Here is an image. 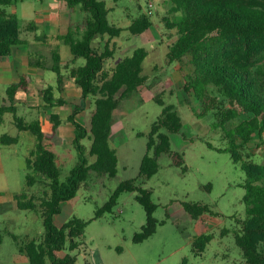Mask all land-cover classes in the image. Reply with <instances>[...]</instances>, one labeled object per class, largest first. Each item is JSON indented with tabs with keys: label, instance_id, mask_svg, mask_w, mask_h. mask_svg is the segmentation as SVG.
<instances>
[{
	"label": "rangeland",
	"instance_id": "rangeland-1",
	"mask_svg": "<svg viewBox=\"0 0 264 264\" xmlns=\"http://www.w3.org/2000/svg\"><path fill=\"white\" fill-rule=\"evenodd\" d=\"M103 1L109 9V22L123 30L121 36L114 39L119 49L112 60L106 61L104 70L111 69L117 62L130 56L134 49L144 48L147 57L142 68L147 83L141 92L123 102L112 115L113 124L122 127L126 136L125 142L116 147V176L108 178L89 173L83 186L71 200L61 205L59 215L54 218L58 227L72 217L87 222L80 239L83 249L74 252L77 258L75 264H245L234 242L235 234L245 219L242 202L245 174L240 163L232 161L228 152L229 139L224 137V131L233 128L241 118L225 128H213L214 114L198 119V103L182 90L183 77L192 69L191 55H185L173 66L165 62L168 46L175 40V32L168 31L165 26L166 21L173 20L175 16L171 13L169 0ZM148 3L154 6L150 16L146 14ZM3 9L18 19L19 38L24 43L18 49L26 51L28 55V67H23L22 73L41 80L43 86L55 89L56 74L45 69L52 65L49 52L57 51L63 64L71 59L69 47L63 41L56 40L55 36L64 35L68 28L74 31L85 13L79 6L69 8L66 0H13L10 6ZM45 11L49 13V23L42 33L40 18ZM140 15L148 17L152 26L143 34L130 35L127 28ZM50 20L57 24H52ZM31 21L38 26V31L27 29ZM42 34L45 40L40 39ZM77 35L75 38L79 39L81 36ZM92 45L102 50L104 41L98 39ZM83 64L82 59L77 61L78 66ZM255 65L264 69V52L257 57ZM60 71L63 72L62 69ZM64 75H68L66 70ZM17 80L15 73L3 68L0 62V104L6 99V88ZM35 84L28 96L18 95L22 103H19V108L16 103L17 116L28 122L41 120L47 132L51 125L49 113L53 110L45 107L40 94L42 88L37 82ZM76 96L74 91H68L64 96L65 105L54 110L65 123L72 106H81L83 109L78 122L88 127L93 111L92 100L82 101ZM157 101L174 106L182 120L179 133L161 132L169 136L171 151L182 156L187 171L182 172L174 167L169 155H161L157 159V173L149 180L142 181L138 178V172L146 153L147 134L161 111ZM70 128V136L61 138L54 134L51 139L61 181L81 161L87 164L93 161L89 155L90 142L83 139L78 151L73 144V129ZM3 134L18 136L19 142L11 146L0 143V189L3 193L0 196V264H28L26 255L19 252L18 245L33 238L39 239L43 234L42 221L34 211L17 209L9 198L24 192L39 202L38 199L48 191V180L36 176V185L26 187L25 158L33 149L35 138L28 132H19L11 114L5 115L0 123V136ZM262 139L254 136L245 148L238 150L245 161L264 165V135ZM130 179H136V185L151 191V199L156 205L153 214L158 222L156 231L141 243L132 241L145 223V212L135 201L136 193H121L110 213L94 219L95 211L109 200L117 186ZM184 203L206 205L209 212L193 220L185 212ZM202 236L210 240L198 253L193 243Z\"/></svg>",
	"mask_w": 264,
	"mask_h": 264
},
{
	"label": "trees",
	"instance_id": "trees-1",
	"mask_svg": "<svg viewBox=\"0 0 264 264\" xmlns=\"http://www.w3.org/2000/svg\"><path fill=\"white\" fill-rule=\"evenodd\" d=\"M13 0H0V58L8 57L14 47L23 45L19 38L18 19L3 8ZM173 20L166 21V29L175 32V40L168 46L165 60L168 65L191 55V71L183 77L182 90L198 103V119L214 114L213 128H225L232 121L241 120L230 130L224 131L229 139L228 152L235 164L245 174L242 184L245 219L241 229L235 234V245L240 249L245 264H264V165L244 160L238 150L248 145L254 136L263 141L264 135V69L255 65V60L264 52V0H169ZM69 8L80 6L85 13L82 21V34L75 39L73 32L61 37L68 47L72 61H84V65L70 74L81 91V100L91 99L93 111L89 125L85 127L75 120L82 110L74 106L67 121L74 128V146L80 151V142H90L89 155L93 162L81 161L69 176L60 180L55 162L51 139L60 125L57 114H50L51 125L46 132L38 120L29 123L16 116L14 106L18 93H28L30 78L19 76V81L7 87L6 99L0 104V120L11 114L19 132H29L35 138L33 149L25 158V183L27 188L36 185V176L48 180V191L36 202L34 196L22 192L14 196V204L21 211H34L39 214L43 234L39 239H30L18 250L27 257L28 264H75L74 252L83 249L82 241L87 222L72 217L61 226H56L54 217L60 212L61 204L71 200L86 182L89 173L114 178L117 174V154L110 143L112 113L133 93L143 87L147 77L143 75V62L147 57L144 48H136L130 56L117 62L113 68L104 70L106 61L116 55L114 39L121 36L122 28L109 22V9L103 0H66ZM152 26L150 19L140 15L127 28L130 35H140ZM28 29H34L31 22ZM42 39H46L43 37ZM105 39L100 50L92 43ZM52 69L56 74L59 93L62 92V75L59 72V55L52 52ZM44 105L48 109L62 106L56 102L53 90L48 87L40 91ZM147 134L146 153L138 172L142 181L149 180L158 171L157 159L169 155L174 167L182 172L184 166L180 154L172 152L168 134L179 133L182 120L175 107L164 105ZM2 146L18 143V136L1 135ZM81 160V159H80ZM136 193L135 201L145 212V223L140 232L133 236L134 243H141L152 236L158 222L153 214L156 205L151 199V191L136 185V179L122 181L109 200L94 213V219L110 213L121 193ZM38 203V204H37ZM185 212L196 220L208 213L206 205L184 203ZM13 239L15 237L13 236ZM209 237L198 238L193 246L202 252ZM2 237L0 236V245ZM66 251L65 254H63Z\"/></svg>",
	"mask_w": 264,
	"mask_h": 264
},
{
	"label": "crops",
	"instance_id": "crops-1",
	"mask_svg": "<svg viewBox=\"0 0 264 264\" xmlns=\"http://www.w3.org/2000/svg\"><path fill=\"white\" fill-rule=\"evenodd\" d=\"M80 7V6H79ZM41 23H42V30H41V32L42 33H44V27L46 28V27H48V23L49 22H47V21H49V13H48V11H45L44 12V14L41 16ZM84 19V18H83ZM51 21V20H50ZM83 21V20H82ZM32 23H33V25H34V29H32V31H38L39 30V28H38V26H36L35 25V23H34V21H31ZM31 22H29V24L31 23ZM52 22V24H57V22L56 21H51ZM28 24V25H29ZM27 25V26H28ZM28 29V28H27ZM71 30L72 32H73V35H74V37H75V35H76V33H78V35L77 36H81V34H82V31H83V29H82V22H81V24L80 25H77V26H75V28H74V31L71 29V28H68L67 29V32H68V30ZM29 30H31V29H29ZM66 32V33H67ZM65 33V34H66ZM64 34V35H65ZM64 35H56L55 36V39H56V37H61V36H64ZM43 37H45V35L44 34H42L41 35V40H45V39H42ZM75 39H78V38H75ZM80 39V38H79ZM36 40H38L37 38H36ZM56 40H58V39H56ZM98 40V39H97ZM100 40V39H99ZM102 41H104L105 42V39H101ZM62 41V40H61ZM20 46H22V45H20ZM20 46H16V47H14L13 49H12V51H11V54L8 56V57H5V58H0V62H1V66L3 67V68H5V69H8V70H11L12 72H14L15 73V77H18V80H17V82L19 81V76H21V75H27V76H29V78H30V83L28 84V93H18L17 95H16V99H15V103H14V106H15V108H16V116H17V110H18V108L21 106L20 104L22 103L21 102V97L20 98H18V95L19 94H22V97L25 95V96H28L30 93H31V89L32 88H34L35 87V83L37 82V85L39 84L40 86H41V88H42V90H44V89H46V88H48V87H51V86H43V84H42V82H41V80H38V79H33L30 75H28V74H24V73H22V69H23V67H28V63L26 62V60H27V52L26 51H19V47ZM101 50V49H100ZM55 51V50H54ZM52 52L53 51H50L49 53L51 54V56H52ZM57 52V51H56ZM58 53V52H57ZM71 54V53H70ZM59 55V54H58ZM16 57V58H15ZM59 59H60V62H59V72H60V74L62 75V92L61 93H59V91H58V86H57V82H56V88L54 89L53 87H51L52 88V90H53V98H54V101L56 102V100L57 99H61L62 101H63V105H65V101H64V96L66 95V93L68 92V91H70V90H72V91H74L75 92V94L77 95L76 97H80V99H81V91H80V89H79V87H77V85L75 84V81H74V78H72L71 76H70V74H71V72L73 71V70H75L76 68H78V67H80V66H78L77 65V61L79 60H76L75 62H73L72 61V56H71V59H69L68 61H66L64 64L62 63V59H61V57H60V55H59ZM166 62V61H165ZM167 64V63H166ZM173 64H175V63H173ZM173 64H170V66H173ZM52 65H53V61H52ZM52 65H49V66H47V67H45V69L47 68V69H52ZM77 65V66H76ZM84 65V64H83ZM82 65V66H83ZM105 66V65H104ZM113 68V67H112ZM60 69H62L63 70V72H61L60 71ZM67 71V73H68V75L66 76V75H64V71ZM16 82V83H17ZM16 83H12V84H16ZM147 83V82H146ZM12 84H9V86L10 85H12ZM146 85V84H145ZM143 86V87H141L140 89H138L135 93H133L131 96H133L134 94H136L137 92H141V90H143V88H145L146 86ZM7 89V88H6ZM41 90V91H42ZM6 91V90H5ZM55 93L57 94V97L55 96ZM139 94V93H138ZM130 96V97H131ZM75 97V98H76ZM129 97V98H130ZM128 98V99H129ZM127 99V100H128ZM126 101V100H125ZM124 101V102H125ZM16 103H18V108H17V106H16ZM20 103V104H19ZM123 103V102H122ZM122 103L119 105V107L122 105ZM20 105V106H19ZM62 105V106H63ZM62 106H58V107H61L62 108ZM78 106V105H77ZM58 107H54V108H52V109H49V110H53V112H51V113H49V117H50V114H57L58 115V112L56 111V110H54L55 108H58ZM74 107V105L72 106V108ZM118 107V108H119ZM117 108V109H118ZM48 109V108H47ZM83 109V108H82ZM116 109V110H117ZM72 110V109H71ZM115 111V110H114ZM113 111V112H114ZM71 113V112H70ZM5 115H7V114H5ZM4 115V116H5ZM70 115V114H69ZM68 115V116H69ZM112 115H113V113H112ZM4 116L1 118V120H0V123L1 122H3V118H4ZM12 116V115H11ZM59 116V115H58ZM67 116V117H68ZM79 116H80V112L75 116V120L78 122V119H79ZM18 117V116H17ZM67 117H66V122L65 123H62V120H61V118H60V116H59V118H60V125H59V127L57 128V130H56V133H55V135H58L59 137H61V138H64V137H67V136H70L69 134H70V131H71V128L70 127H72V129H73V132H74V128H73V126L71 125V123L70 122H68L67 121ZM19 118H21V119H23L25 122H27V123H29V122H31V121H26L24 118H22V117H19ZM12 120H13V117H12ZM37 120V119H36ZM33 121V120H32ZM38 121L40 122V125H41V127L43 128V125H42V121L41 120H39L38 119ZM79 123V122H78ZM13 124H14V122H13ZM44 130V129H43ZM24 132V131H23ZM26 132V131H25ZM29 133V132H28ZM29 134H31V133H29ZM4 135V134H3ZM32 135V134H31ZM33 136V135H32ZM1 137V136H0ZM34 137V136H33ZM110 143H111V145L113 146V148L115 149V151H116V147H118V146H121L124 142H125V140H126V136H125V133H124V130H123V128L122 127H120L117 123L114 125L113 124V122H112V119H111V133H110ZM18 142H19V137H18ZM35 143V142H34ZM52 143V142H51ZM33 146H34V144H33ZM31 151V150H30ZM116 154H117V152H116ZM56 158V157H55ZM93 158V157H92ZM94 160V159H93ZM93 162V161H92ZM91 162V163H92ZM117 163H118V156H117ZM3 193H2V190L0 189V196L2 195ZM16 194H19V193H16ZM16 194H13L10 198H9V200L11 201H13V203H14V196L16 195ZM66 203V202H65ZM62 205V204H61ZM60 209H61V206H60ZM60 213V212H59ZM59 215V214H58ZM57 215V216H58ZM56 217V216H55ZM54 217V218H55Z\"/></svg>",
	"mask_w": 264,
	"mask_h": 264
},
{
	"label": "built area",
	"instance_id": "built-area-1",
	"mask_svg": "<svg viewBox=\"0 0 264 264\" xmlns=\"http://www.w3.org/2000/svg\"><path fill=\"white\" fill-rule=\"evenodd\" d=\"M153 10H154V6H153V4H152V3H148V5H147V9H146V14H147L148 16L152 15Z\"/></svg>",
	"mask_w": 264,
	"mask_h": 264
}]
</instances>
